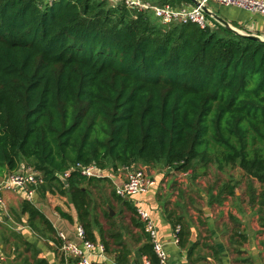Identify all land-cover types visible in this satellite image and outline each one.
<instances>
[{
  "label": "trees",
  "instance_id": "trees-1",
  "mask_svg": "<svg viewBox=\"0 0 264 264\" xmlns=\"http://www.w3.org/2000/svg\"><path fill=\"white\" fill-rule=\"evenodd\" d=\"M212 21L204 29L164 25L109 0H0V179L22 164L40 173L41 189L69 197L86 238L116 254V264H131L135 250L109 211L108 229L91 218L87 187L106 180L73 172L66 185L58 174L77 164L114 172L163 165L191 170L193 181L201 163L202 170L236 166L264 186V41ZM113 196L137 215L131 199L115 189ZM22 214L60 246L35 205L23 202ZM170 223L181 227L178 245L191 259L190 225L179 217ZM131 224L140 230L135 261L159 264L144 224L139 217ZM39 252L31 264H49Z\"/></svg>",
  "mask_w": 264,
  "mask_h": 264
},
{
  "label": "crops",
  "instance_id": "crops-1",
  "mask_svg": "<svg viewBox=\"0 0 264 264\" xmlns=\"http://www.w3.org/2000/svg\"><path fill=\"white\" fill-rule=\"evenodd\" d=\"M210 9L226 19L233 28L236 26L239 28L236 29L244 33L256 34L264 39L263 16L215 4H211ZM121 168L116 172L110 168L103 169L105 177L98 179L111 182L115 189L126 180V173ZM24 169L32 168L22 164L19 171ZM166 172L150 167L151 176L158 185L132 202L136 207L140 202L151 214L169 264H264V186L256 180L254 184L250 183L241 169L237 171L236 177L228 173V168L200 170L197 179L187 180L189 183L184 187L185 201L181 213L168 208L169 201H164L169 191L167 185H161L163 180L168 181L165 178ZM163 185L165 189L160 188ZM231 188H234V194L228 193ZM69 200V197L59 192L42 190L41 186L31 200L23 190L6 192L4 204H0V264H14L15 256L9 257L8 249L15 237L22 244L26 241L35 247L29 249L30 258L25 260L27 264L33 262L36 250L40 251L37 258H45L49 264H61L60 246L29 227V216L22 214V204L25 201L31 202L48 218L57 234L65 233L68 239L77 242L75 228L80 223ZM56 208L68 213L73 221L63 219ZM178 217L190 225V243L196 245L191 259L188 255L189 247L182 249L173 240L174 229L170 221ZM130 246L137 251L140 244H134L133 241ZM115 255H108L109 258L102 261L103 264H116ZM132 256H135L134 252Z\"/></svg>",
  "mask_w": 264,
  "mask_h": 264
},
{
  "label": "built area",
  "instance_id": "built-area-1",
  "mask_svg": "<svg viewBox=\"0 0 264 264\" xmlns=\"http://www.w3.org/2000/svg\"><path fill=\"white\" fill-rule=\"evenodd\" d=\"M113 5L123 2L127 8L137 13L151 12L154 17L159 19L164 25L171 24H194L204 29L213 27L211 17L204 12L203 7L207 6L210 9L211 4L237 8L248 13L258 14L264 17V0H199V5H182L175 8L170 5H161L152 2V0H109ZM211 10V9H210ZM215 21V20H214ZM102 168L96 164L83 166L77 164L62 176L68 179L73 172H79L87 178H104ZM122 171L126 173V180L119 186H116V194L123 199H131L134 201L146 194L152 188L158 185V182L149 176L144 167L135 166L122 167ZM190 171L181 175L184 177L190 176ZM61 175V174H60ZM187 181V180H183ZM45 184L44 177L33 169L18 170L13 174H8L0 179V204H4V194L6 192H16L23 190L27 197L31 200L38 187ZM137 215L140 221L144 224L145 232L149 235L151 244L159 264H169L164 245L159 240L156 225L148 210L142 207L140 202L137 204ZM181 227L177 226L174 230L173 240L178 245L179 233ZM76 241L68 239L65 233L59 232L57 238L60 240V258L61 264H97L103 263L109 258L106 247L102 243H96L86 238V232L81 224L75 228ZM103 261V262H102ZM132 264H138L134 262ZM141 264H152L151 261L144 257Z\"/></svg>",
  "mask_w": 264,
  "mask_h": 264
},
{
  "label": "rangeland",
  "instance_id": "rangeland-1",
  "mask_svg": "<svg viewBox=\"0 0 264 264\" xmlns=\"http://www.w3.org/2000/svg\"><path fill=\"white\" fill-rule=\"evenodd\" d=\"M136 166L139 167L142 165L136 164L135 168H137ZM215 168L217 169V165H210L208 169H215ZM225 168H228V171H229L228 173L230 172L232 173L233 175L232 177H236L237 171L240 170L236 166H226ZM157 169H160L161 171L167 170V172L165 173V178L167 177L168 181L163 180L161 182V185L165 184L167 185V188L169 189L168 194L165 195L164 197V201L165 202L169 201L168 208L174 211L178 210L179 212L182 213V208L184 206L183 203L185 201V197H184L185 188L184 187H186L189 183V181H183V180H189L193 174L192 171L190 170L191 172L190 176L186 178L184 176H181L186 173L184 171H177L174 168H165L163 167V165L158 166ZM200 170H202L201 163H199L197 166V171L199 172ZM246 181H248V179H246ZM252 184H254V180ZM87 188L90 192L91 199H92L91 218L92 219L96 218L100 224L102 223L101 225H103L105 229H108L109 222L105 216V213L106 211H109V207H110L114 211V215L112 216V218H115V222H114L116 226L115 231L121 232L124 235V238L126 239V242L128 244L133 243L132 240H134V237L136 236V234L140 233V230L133 227V225L131 224V220L134 217L138 218V216L126 210L123 204L115 199V197L113 196L114 185L111 182L106 181L102 183L93 184L91 186H88ZM160 188L165 189L164 185L163 187H160ZM181 215L182 214H180V216ZM14 239L15 241L12 242V246H14V250L12 249V246L11 247L9 246V249H8L9 257L15 256V259L13 262L14 264H27L25 260L27 258H30L29 249L24 244H22V241L20 239L18 240L17 237H15ZM134 253H135L134 259L136 260L137 259L136 250L134 251ZM108 255L113 257V255L111 254H108ZM28 264H31V263H28Z\"/></svg>",
  "mask_w": 264,
  "mask_h": 264
},
{
  "label": "water",
  "instance_id": "water-1",
  "mask_svg": "<svg viewBox=\"0 0 264 264\" xmlns=\"http://www.w3.org/2000/svg\"><path fill=\"white\" fill-rule=\"evenodd\" d=\"M191 2L198 6L200 3H199V0H191ZM203 10L204 12L208 15V17H211L212 19H214L216 22H218L219 24H221L222 26L226 27V28H229L231 29L232 31H234L235 33L239 34V35H242V36H245V37H248L250 39H253L255 41H264V39L261 37V36H258L256 34H248V33H244L236 28H233L231 26V24L226 20V19H223L222 17H220L219 15H217L213 10H210L207 6L203 7ZM145 170L147 172V174L149 176H151V173H150V167L149 166H146L145 167ZM59 177V179L64 182L66 185H67V179H65L62 175L58 174L57 175ZM109 211H110V216L112 217L114 215V211L112 209L109 208ZM179 264V263H177Z\"/></svg>",
  "mask_w": 264,
  "mask_h": 264
}]
</instances>
